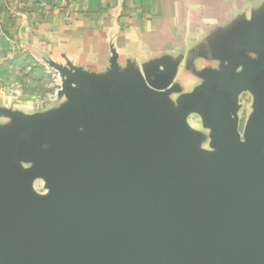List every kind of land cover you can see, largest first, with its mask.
<instances>
[{
    "label": "water",
    "instance_id": "water-1",
    "mask_svg": "<svg viewBox=\"0 0 264 264\" xmlns=\"http://www.w3.org/2000/svg\"><path fill=\"white\" fill-rule=\"evenodd\" d=\"M117 60H47L50 106L0 107V264H264V1L177 59Z\"/></svg>",
    "mask_w": 264,
    "mask_h": 264
},
{
    "label": "crops",
    "instance_id": "crops-1",
    "mask_svg": "<svg viewBox=\"0 0 264 264\" xmlns=\"http://www.w3.org/2000/svg\"><path fill=\"white\" fill-rule=\"evenodd\" d=\"M263 1L14 0V9L26 16V43L40 61L101 73L112 47L121 66L177 59L235 19L248 18Z\"/></svg>",
    "mask_w": 264,
    "mask_h": 264
},
{
    "label": "rangeland",
    "instance_id": "rangeland-1",
    "mask_svg": "<svg viewBox=\"0 0 264 264\" xmlns=\"http://www.w3.org/2000/svg\"><path fill=\"white\" fill-rule=\"evenodd\" d=\"M14 7V0H0V107L33 113L50 106L61 82L58 73L40 61L27 46L26 16L15 15ZM201 65L199 63L197 67L201 68ZM178 79L187 83L188 86H183L184 91L191 90L199 83L197 78L183 69ZM239 102L242 108L238 113V126L242 131L250 115L251 96L242 94ZM188 124L200 130L196 115L188 118ZM34 188L39 193L44 192L40 181L35 182Z\"/></svg>",
    "mask_w": 264,
    "mask_h": 264
},
{
    "label": "flooded vegetation",
    "instance_id": "flooded-vegetation-1",
    "mask_svg": "<svg viewBox=\"0 0 264 264\" xmlns=\"http://www.w3.org/2000/svg\"><path fill=\"white\" fill-rule=\"evenodd\" d=\"M240 103V102H239Z\"/></svg>",
    "mask_w": 264,
    "mask_h": 264
}]
</instances>
